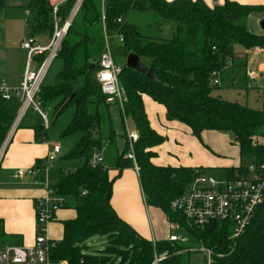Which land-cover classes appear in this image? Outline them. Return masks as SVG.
I'll return each mask as SVG.
<instances>
[{"label": "trees", "instance_id": "1", "mask_svg": "<svg viewBox=\"0 0 264 264\" xmlns=\"http://www.w3.org/2000/svg\"><path fill=\"white\" fill-rule=\"evenodd\" d=\"M5 1L0 0V19ZM74 2L65 0L57 4L55 15L60 18L59 25L69 16ZM24 4L34 13L33 21L28 24L30 36L48 33L50 38L54 30L50 0H26ZM134 11L153 12L159 17L160 26L169 25V36L145 34L128 20ZM260 12H264V5L240 4L234 0H224L212 7L204 0L82 1L54 57L59 59L60 69L50 83L42 80L36 96L41 106L53 104L55 117L72 105L74 113L62 135L78 134L74 146L60 154L48 171L50 187L65 200L62 208L75 212L74 218L62 221V237L52 249L53 259L69 264H80V259L83 264H150L155 250L167 254L161 264H180V253L175 252L189 249L166 239L156 241L153 246L151 240L141 236L111 206L114 177L109 176V169L103 163L95 168L88 165L92 152L101 148V137L112 142L115 135L108 114L96 109L99 104L110 103L106 102L95 77L98 64L90 69L88 62L102 53L103 34L109 31L121 35L125 56L137 55L160 79V82L154 81L127 68L125 63L120 65L119 82L125 97L123 112L132 120L137 132L132 150L145 203L160 208L168 220L179 222L203 247L211 250V264H264V201L235 239L231 238L226 221H213L203 229H190L180 215L169 210L170 200L181 194L196 174L207 172L203 168L157 166L151 162L155 153L150 149L164 137L150 127L142 101L143 95L151 97L164 107L167 120L184 124L198 139L203 130L229 131L240 157L247 155L250 161L264 160V104L261 110H254L222 99L212 94L213 88L218 86L209 85L211 71H218L220 78L229 75L235 45L245 50L264 49V32H251L245 22L250 14ZM44 57L45 54L35 56L36 65ZM19 106L17 97L5 100L0 96V146ZM91 106H95L94 112H89ZM36 117L35 141L44 142L46 130L39 122L41 117ZM128 151L125 140L115 165L117 175L122 168L133 166V161L125 156ZM78 158L83 162L75 168L61 165ZM43 160L36 159L33 167L42 165ZM245 165L239 167L242 169ZM234 169H227L225 174L232 175ZM38 178L42 181V176ZM93 236L106 239L103 250L88 251L86 241ZM20 244L21 235L6 233L0 218V247Z\"/></svg>", "mask_w": 264, "mask_h": 264}, {"label": "built area", "instance_id": "2", "mask_svg": "<svg viewBox=\"0 0 264 264\" xmlns=\"http://www.w3.org/2000/svg\"><path fill=\"white\" fill-rule=\"evenodd\" d=\"M83 0H75L67 19L59 25V19L55 15L57 4L53 6L54 30L46 45L38 43L33 37H28L20 42V47L25 50L24 69L21 75V82L17 87L8 86L0 78V96L8 100L15 96L20 101L17 114L7 132L5 139L0 146V159L5 147L17 128L19 121L28 107H32L42 118V124L48 127L46 112L40 108L37 100L39 85L42 82L49 63L54 59L58 51L60 41L65 35L71 19ZM104 17H102L103 20ZM119 21V19H118ZM119 40L122 37L118 34ZM106 40V35L104 36ZM262 53L264 49L254 47L247 49L246 53ZM45 54L39 65L35 63V56ZM243 55V54H242ZM231 62V61H230ZM98 69L95 73L97 82L100 85L101 93L105 95L106 102L115 103L124 119L123 101L125 100L123 89L120 86L119 76L122 68L116 64L108 47L105 46L102 53L97 58ZM264 71V67L259 69ZM210 86L220 85L218 71H211L209 78ZM264 95V89H263ZM264 102V100H263ZM126 139L129 144L127 158L133 159L135 171L138 166L134 160L132 143L137 139V134L126 129ZM61 153L59 144H50L42 165L18 170V175H29L32 178L42 176L44 182V194L35 200V236L33 244L6 245L0 249V264H69L65 260H55L51 257L52 249L56 246V241L51 239L47 233V226L53 220L54 214L64 205V198L58 195L48 181V171L53 162ZM103 159L97 150H94L88 159V165L92 168L102 163ZM217 177L209 173H198L187 184L184 191L170 200L168 208L170 211L180 215L186 227L190 229H203L213 221H226L231 229V238L241 235L249 224L256 207L264 201V160H252L242 169L237 167L232 175ZM83 191L82 194H84ZM169 234L166 241L170 243L184 242L183 238L173 234V229L181 228L177 221L168 220ZM155 246L156 241L151 240ZM187 250H192L191 248ZM207 255V264L212 263V252L208 248L202 247ZM182 250H177L179 254ZM166 253L159 254L153 251L150 264H161L166 258ZM83 264V259H80Z\"/></svg>", "mask_w": 264, "mask_h": 264}, {"label": "crops", "instance_id": "3", "mask_svg": "<svg viewBox=\"0 0 264 264\" xmlns=\"http://www.w3.org/2000/svg\"><path fill=\"white\" fill-rule=\"evenodd\" d=\"M63 1L65 0H50L53 5ZM223 1L204 0L205 4L210 7L221 4ZM234 1L240 4L264 5V0ZM161 27H166L165 31L169 28L167 24ZM165 36H168V34ZM119 41L122 42L121 40ZM21 75L22 73L18 74L15 71L11 73L10 70H0V78L11 87H17L20 84ZM142 101L150 127L157 134L164 137L160 144L150 149L155 153L151 158V162L154 165L185 166L203 168L205 170L220 168L218 170L219 175L225 174L229 168H237L241 165L237 144L234 142L236 154H233L234 152L228 145L227 138L224 135H220L219 131L203 130L198 140L184 124L175 120H167L164 107L153 101L151 97L143 95ZM34 121L36 122L35 119L33 122L26 121L23 125L21 123L14 130L3 152V157L0 159V218L3 220V227L6 233L21 235L20 245L23 246L33 244L35 236L34 202L44 194L45 185L37 177L32 178L27 174L19 176L17 173L18 170L31 168L36 159H44L50 145L46 141L42 143L35 141L33 126L36 123ZM126 121L131 125L130 131L137 134L132 120L125 117L123 122L126 124ZM170 137L174 143L184 145L183 143L187 142L193 150L196 147V153L199 150L198 157L203 162L193 164L191 160L180 161L179 157L176 156V153H178L177 146H172L167 152L166 144ZM117 157L114 166L107 167L109 176L114 177L110 198L111 206L141 236L149 240H165L170 233L165 213L160 208L149 206L145 203L139 175L134 168V162L133 166L122 168L117 175L118 170L115 168ZM131 171L136 174L138 183H136ZM74 216L75 212L70 208L59 209L54 219L47 226L49 237L55 241L60 240L62 237V221L74 218Z\"/></svg>", "mask_w": 264, "mask_h": 264}, {"label": "rangeland", "instance_id": "4", "mask_svg": "<svg viewBox=\"0 0 264 264\" xmlns=\"http://www.w3.org/2000/svg\"><path fill=\"white\" fill-rule=\"evenodd\" d=\"M25 2L26 0L5 1V8L0 19V70L6 69L10 70L11 73L15 71L20 74L24 69L25 50L20 47V40L30 37L28 24H30L34 18L33 11L30 8L25 7ZM58 19L60 20L59 17ZM262 19H264V12L250 14L245 21L247 28L253 33H263L264 31L260 28L259 24ZM128 20L137 24L145 34H153L156 36H165L168 34L169 36L171 32L170 28L165 31L167 26L163 28L159 25L161 24L159 17L151 11H134L130 14V17L128 16ZM105 35L107 37L105 40L103 34V46L108 47L112 59L116 64H124L126 56L124 55V47L122 42L119 41L118 34L107 31ZM33 36L42 45L47 44L49 41L48 33L34 34ZM233 50L234 58L229 63V75L220 78V85L213 88L212 94L222 99L245 105L254 110H261L264 104V71H260L259 69L264 67V54H253L252 52L245 54L246 50L238 45H235ZM99 55L100 54H97L96 58H98ZM60 66L61 63L59 59L54 58L49 63L46 74L43 78V83H50L56 73H58ZM52 105L53 104H50L49 106L40 105V108L46 112L48 119L47 128L42 124L43 129L46 130V143L59 144L62 148L61 154H64L74 146L78 139L77 133L66 137L62 135L64 129L72 118L74 107L72 105L67 106L57 117H55ZM96 109L99 113L108 114L111 127L115 134L112 142H109L106 137H101V148L98 151L103 159V165L110 168L114 166L117 155L124 149L126 129L127 131H130L131 125L127 122L128 120L126 121V124L123 122L120 110L115 103H110L108 105L99 104ZM94 111L95 106L89 107V112ZM36 116L40 118V115L36 114L31 106L28 107L23 113L18 126L21 123V125H23L26 121L33 122L34 119H37ZM39 122L42 123V118H40ZM107 128L108 126L106 129ZM219 134L224 135V137L227 138L228 145L234 152L233 154H236V146L234 145L232 133L229 131H219ZM183 144L184 145L174 143L170 137L166 144V151L168 152L172 146H177L178 153H176V156L179 157L180 161L191 160L193 164H200L203 162L202 159L198 157L199 150L198 153H196V147L193 150L189 147L187 142H184ZM128 159L133 161L131 158ZM250 160L251 157H248L247 155L240 157L241 164H247ZM82 162V158H78L64 161L61 165L75 168L81 165ZM219 169L220 168L209 169L206 170V172L217 176L218 178L223 177V174L219 175ZM132 175L136 183H138L136 174L132 172ZM171 232L184 239V242L179 241V243L192 249H185L180 252V264H207V255L204 250H202V244L189 231L181 227L179 229H173ZM86 246L89 252H99L106 246V239L100 236H93L86 241ZM2 248L3 247H0V249Z\"/></svg>", "mask_w": 264, "mask_h": 264}, {"label": "water", "instance_id": "5", "mask_svg": "<svg viewBox=\"0 0 264 264\" xmlns=\"http://www.w3.org/2000/svg\"><path fill=\"white\" fill-rule=\"evenodd\" d=\"M260 28L264 31V19L260 20ZM89 68L93 69L97 65V58L92 57L89 59ZM125 66L127 68L133 69L141 74H144L147 78L152 79L154 81L160 82V79L153 72L151 68L146 67L139 57L133 53H129L126 55Z\"/></svg>", "mask_w": 264, "mask_h": 264}]
</instances>
